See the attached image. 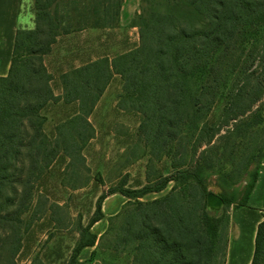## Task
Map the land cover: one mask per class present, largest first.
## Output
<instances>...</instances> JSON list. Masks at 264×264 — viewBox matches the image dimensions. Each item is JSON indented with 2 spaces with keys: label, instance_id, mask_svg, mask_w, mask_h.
Returning a JSON list of instances; mask_svg holds the SVG:
<instances>
[{
  "label": "trees",
  "instance_id": "obj_1",
  "mask_svg": "<svg viewBox=\"0 0 264 264\" xmlns=\"http://www.w3.org/2000/svg\"><path fill=\"white\" fill-rule=\"evenodd\" d=\"M122 1L33 0L34 27L15 31L8 71L0 75V264H15L24 233L44 213L43 195L39 192L35 204L32 195L45 171L59 156L68 158L72 167L77 160L82 163V145L94 133L88 115L114 74L121 79L120 106L140 114L138 140L157 160L172 153L173 171L151 179L149 166L144 184L122 183L110 191L132 205L118 213L123 215L113 228L112 248L131 251L129 264H216L220 257L219 264L225 262L228 219L206 200L208 180L216 173L209 151L219 147L217 140L226 134L218 135L220 127L232 119L237 121L226 131L229 135L264 124V0H140L130 21L138 29V44L64 72L62 92L55 95L43 57L56 37L87 27L117 26ZM252 29L263 30V47L255 60L260 73L245 74L228 92L220 122H209L221 85L217 56ZM57 100L78 106L51 138L43 130L40 112ZM187 125L197 136L187 138ZM256 150L249 155L242 188L229 182L228 174H216L224 210L248 204L264 146ZM170 182L171 188L158 197L141 199L164 191ZM104 197H99L88 222L79 226L68 264H76L83 248L112 230L109 225L99 238L91 231L104 217ZM250 264H264V216L257 225Z\"/></svg>",
  "mask_w": 264,
  "mask_h": 264
},
{
  "label": "rangeland",
  "instance_id": "obj_2",
  "mask_svg": "<svg viewBox=\"0 0 264 264\" xmlns=\"http://www.w3.org/2000/svg\"><path fill=\"white\" fill-rule=\"evenodd\" d=\"M127 2L122 1L120 11L123 23L120 18L115 27L77 29L73 35L61 37L53 52L44 56L45 66L48 72L53 74L51 84L55 95L62 92L60 74H63V71L75 68L76 65L90 58L101 55L113 57L138 44V29L131 26L130 21L139 11L140 0ZM20 3V11L22 9L25 16L31 15V20L34 22L33 0H21ZM24 15L23 20L26 18ZM262 41L263 30L252 29L251 33L247 32L239 37L235 44L217 56L219 60L215 63L221 64V85L208 117L209 122H220L228 92L239 85L238 82L245 74L254 71L255 74L260 73L261 69L257 67L258 61L255 60L263 47ZM262 75L264 80V72ZM121 95V79L118 74H114L88 115L94 133L82 145V163L77 160L72 167L68 158L63 159L59 156L45 171L44 177L37 181V187L33 190L32 204L36 203L41 192L43 195L41 203L45 205L44 213L34 219L28 231L24 233L22 247L15 257V264H68L79 237V226L88 222L102 194L105 195L101 202L104 220L95 228L100 230L105 225L107 228L111 225L112 230L95 245L83 248L76 264H129L132 260L131 251H123L121 248L114 250L111 246L114 230L123 215L118 213L129 209L132 205L126 203L130 200L127 197L119 192L110 193V191L123 186L122 183L124 187L144 184L149 166L152 167L151 179L159 173L168 175L173 171L171 168L173 155L170 152L164 153L157 160L149 154L145 144L138 140L140 114L123 109L119 104ZM77 106V103H64L62 100L49 102L40 112L44 132L52 138L56 126L72 116ZM256 106L257 103L243 116L249 114ZM236 121L237 118L232 119L227 125L220 127L218 135L226 133L225 137L220 141L217 140L215 145L218 144L219 147L216 150L209 151L211 171L216 173H213L208 180V189L216 194L221 192L216 185V174H228L229 182H234L242 188L245 178L243 172L249 162V155L257 154V147L264 146V124L246 130L238 128L229 135L226 131L232 130ZM184 129L187 138L197 136L188 125ZM204 147L205 145L199 148L195 155L198 156L200 149ZM190 158L189 152L187 161ZM263 160L264 156L260 167ZM173 184L174 182H170L163 192L169 190ZM158 196V192H151L141 199L151 200ZM223 208L222 204L215 209H219V214L223 211L225 218L228 219L226 234L229 241V217L235 208L233 206L225 207V210ZM116 213L118 215L107 221L110 215ZM28 214L29 212L25 213L24 218ZM237 223L238 220L234 217L232 242L234 247L241 246L247 251L251 230L248 231V228ZM91 231L94 232L92 227ZM240 233L243 234L241 238H239ZM220 258L216 264H219Z\"/></svg>",
  "mask_w": 264,
  "mask_h": 264
},
{
  "label": "crops",
  "instance_id": "obj_3",
  "mask_svg": "<svg viewBox=\"0 0 264 264\" xmlns=\"http://www.w3.org/2000/svg\"><path fill=\"white\" fill-rule=\"evenodd\" d=\"M127 1H130V0H126V2ZM20 2L21 0H0V75H5L8 71L16 29L20 26L23 28H33L35 25V23L31 20L32 18L31 15L25 16L22 13V9L20 11V8H21ZM23 15L26 17L24 20H23ZM121 17L122 15H120L119 20ZM121 21L123 23L122 18H121ZM74 32L75 31H71L69 33H61L60 35H58L56 37V42L52 45L49 52L50 53L53 52L56 46V43L59 41L61 37L73 35ZM101 56H104V55H101ZM97 58L98 57L87 59L83 61L82 63H80L79 65H76L75 67H78L88 61H92ZM44 64L46 65L45 61H44ZM49 73L51 72L49 71ZM51 75L53 77L52 73ZM158 193L159 195H161L164 192L160 191ZM263 205H264V160L259 169L257 182L250 195L248 204L245 206H240V207L235 208L234 211H232V213L230 214V217H229L230 218V228H229L230 235H229V241L227 242L228 246L226 249V258H225L224 264H250L253 251H254V241H255L257 225L263 219V216H264ZM116 214L110 215L109 217L115 216ZM109 217L107 221L109 220ZM234 217H236V219L238 220V223H237L238 225L243 226V227L245 226L246 229L248 228V231L251 230L250 242H249V247L247 251H244V248H242L241 246L234 247V244L232 242L231 233L234 230L232 220H234ZM103 220L104 219H100L99 221H96L92 225V229L94 232L97 233V237L98 235L100 236L101 234H103L107 229V225H105L100 230H96L95 228L97 225L102 223ZM242 235L243 234L240 233L239 238H241Z\"/></svg>",
  "mask_w": 264,
  "mask_h": 264
},
{
  "label": "water",
  "instance_id": "obj_4",
  "mask_svg": "<svg viewBox=\"0 0 264 264\" xmlns=\"http://www.w3.org/2000/svg\"><path fill=\"white\" fill-rule=\"evenodd\" d=\"M206 200L210 208H218L223 204L221 197L214 192H209L207 194Z\"/></svg>",
  "mask_w": 264,
  "mask_h": 264
}]
</instances>
